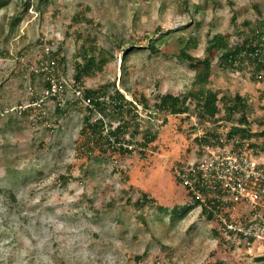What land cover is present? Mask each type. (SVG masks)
<instances>
[{
    "label": "rangeland",
    "instance_id": "obj_1",
    "mask_svg": "<svg viewBox=\"0 0 264 264\" xmlns=\"http://www.w3.org/2000/svg\"><path fill=\"white\" fill-rule=\"evenodd\" d=\"M27 1L0 0L3 110L29 100L30 73L46 51H60L59 73L72 84L74 63L83 61L82 44L87 47L90 37L96 40L95 55L103 52L108 61L101 72L85 77L83 86L114 81L128 99L145 94L153 106L158 93L192 86L195 70L179 56L181 48L203 58L209 37L223 34L236 42L238 33L248 34L264 17V0ZM78 12L83 18L72 22ZM16 14L20 19L11 32ZM34 83L39 91L38 79ZM209 86L221 95L249 98L254 135L245 143L257 147L243 148L244 157L238 158L229 143L203 147L204 156L197 157L194 138L212 124H201L192 111L164 115L142 106L138 122L158 130L154 141L129 154L87 150L81 135L85 107L71 91L61 101L67 104L63 114L50 103L47 121L18 115L16 124L6 126L7 114L0 117V264H264V211L255 216L247 202L224 209L221 219L244 228L253 218L255 239L249 243L247 237L228 235L230 243L224 242L213 233L222 223L207 220L200 206L171 219L155 204L139 210L131 203L142 190L159 204H187L188 190L175 180L178 162L187 168L203 161L201 167L210 174L214 160L229 168L247 160L264 162V125L258 122L264 115V75L252 80L242 63L230 67L215 54ZM233 121L217 122L223 135ZM141 254V260L135 259Z\"/></svg>",
    "mask_w": 264,
    "mask_h": 264
},
{
    "label": "trees",
    "instance_id": "obj_2",
    "mask_svg": "<svg viewBox=\"0 0 264 264\" xmlns=\"http://www.w3.org/2000/svg\"><path fill=\"white\" fill-rule=\"evenodd\" d=\"M27 1V0H26ZM50 0H38L40 5L48 4ZM30 1L25 2L28 6ZM1 7V6H0ZM200 7L199 4L195 5L194 10L197 11ZM41 9V6H39ZM258 14H262L261 10L256 7ZM236 12L230 18L234 20ZM80 18H83L82 12L74 14L72 22H77ZM20 16L16 14L14 19L10 22V31H14V27ZM245 23H250L249 21ZM241 33H238L239 39L236 42H230L223 34H214L208 39V44L205 49V56L203 58L197 57L189 53L186 48H181L179 56L186 61L189 66L195 70V78L192 80V86L185 92L173 93L165 92L158 93L155 96L153 106H150L149 99L145 94L135 96L134 99H128L124 92L116 86L114 81H106L101 83L96 88H86L83 86L84 78L94 76L97 72L103 70L104 65L107 63L108 58L103 52L96 51V40L94 37H90L88 40V46L82 44L83 61L74 63L73 73V86H80L83 88L84 97L90 98V104L84 105L85 114L83 116V127L81 129V135L84 138L83 146L87 150H94L99 148L102 153L108 151L120 152L122 154L133 153L134 149L144 148L150 142L154 141L157 137L158 130L153 126L141 127L138 122L139 112L138 106H142L143 109L152 108L154 113H163L164 115H182L192 111L198 118L201 124L210 125L204 134L196 136L194 141L198 143L199 150L197 157H203L205 150L203 147H216L217 145H224L226 143L232 144V149L241 153L243 148L257 147L255 142L245 143V140L251 139L254 135V131L250 128L249 115L253 113L252 107L247 96L240 94L228 95L222 94L220 90H213L210 86L211 69L214 61L215 54L219 55L227 66H238L239 62L242 63L246 71L249 72L252 80H259L264 75V17L260 18L257 25L249 29V33L240 37ZM7 35L5 40L7 39ZM88 39V38H87ZM188 38L185 42H188ZM152 51H155L156 44H150ZM59 50L56 52H44L40 64L37 70H33L30 73V80L32 93L29 94V100L34 102L40 98L42 90L49 86V80L46 78L47 70H42L45 62H50L54 71L59 72L60 60ZM38 79L40 84V90L35 91L34 87ZM125 91H129L126 87ZM69 92V88L65 86L64 91L57 96H50L46 99L42 105V108L47 110V114H44L41 118H38L36 114H33V107L26 109L23 115L33 116V120H48V109L50 103L54 104V112L63 114L65 112L66 105L62 106L61 101ZM74 101L80 103L79 100ZM67 102V100H65ZM22 103L19 101L17 104ZM3 110L0 108V111ZM223 111V112H222ZM21 115V116H23ZM1 115L0 117H4ZM6 126H10L11 123L16 124L18 115L7 114ZM236 118V121L229 126L226 134H222L219 130V121H231ZM116 121V124L113 122ZM134 121V122H132ZM260 125H264V115L262 120L259 121ZM194 127V126H193ZM264 127V126H263ZM264 134V129L260 132ZM129 135L130 138H127ZM141 137V140L138 137ZM136 143V144H135ZM136 145V146H135ZM140 153L144 155L143 150ZM203 161H197L192 167L185 168L184 162H178V168L175 174V180L179 183H183L188 190L190 201L185 205L173 204L172 206L159 204L157 200L149 195L146 191H140V195L135 199L132 205L142 210L146 205L155 204L157 209L163 214L170 215L171 219L176 216H180L187 212L192 206H200L202 215L209 221L217 220L222 223V226L213 230L215 235L221 237L224 242H229L225 238L228 234H236L237 239L248 238L253 241L255 237L252 233L245 235L241 230H229L226 227V223L221 219V213L224 209L233 208L236 202L231 198V194L227 191V187L224 186L221 178L212 176L210 173L204 172L201 167ZM62 179H67L65 176H61ZM14 198V196H13ZM228 217L229 210L224 212ZM146 224L145 218L140 214L139 216ZM231 222L230 219L226 221ZM244 228L251 226L250 221H245ZM243 229V227H242ZM228 232V233H227ZM221 233V234H220ZM225 235V236H224ZM232 246V245H231ZM144 257L143 254L135 256V259L141 260Z\"/></svg>",
    "mask_w": 264,
    "mask_h": 264
},
{
    "label": "built area",
    "instance_id": "obj_3",
    "mask_svg": "<svg viewBox=\"0 0 264 264\" xmlns=\"http://www.w3.org/2000/svg\"><path fill=\"white\" fill-rule=\"evenodd\" d=\"M43 69L47 70L46 78L50 81V84L47 88L42 90L40 93V98L34 102L28 100L27 102H22L8 108H4V110L0 111L1 115L12 114L21 116L26 109L33 107V114H36L38 118H41L44 114H47V110L42 108L44 101L50 96L60 95L64 91L65 86H67L69 91L72 92L73 98L75 100H79L80 103L84 105L90 104V98L84 97L83 88L80 86L75 87L73 86V83H67L68 80H66L59 72L54 71V68L50 62H45L42 70ZM234 154L238 158L243 156V154L239 152ZM249 161L250 160H247L240 165L235 163L234 166L229 168L228 165L225 164V161L214 160L212 164H209V167L211 169L212 176L221 178L224 186L228 188L227 191L230 192L232 196L231 198L234 200L233 202H236L235 204L241 203L242 201L247 202L253 211V214L256 216L259 214V210L264 211V162ZM212 165L214 170L212 169ZM246 165H248V167L250 166L251 168H247ZM220 172H223V176L219 174ZM249 221L251 226L246 229H242L241 227L234 224V222L227 223L225 220L223 222L226 223V227L229 230H241V232H243L245 235L252 233L254 236L255 232H253L254 228H252L254 219L249 218ZM228 236H231L230 239H237L236 234H228ZM250 241L251 240H249L248 243Z\"/></svg>",
    "mask_w": 264,
    "mask_h": 264
}]
</instances>
